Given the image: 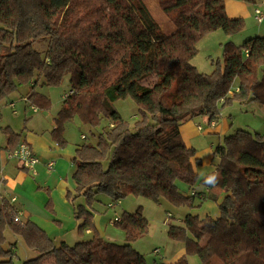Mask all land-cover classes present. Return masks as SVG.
<instances>
[{
	"label": "trees",
	"instance_id": "obj_1",
	"mask_svg": "<svg viewBox=\"0 0 264 264\" xmlns=\"http://www.w3.org/2000/svg\"><path fill=\"white\" fill-rule=\"evenodd\" d=\"M158 1L175 25L170 34L143 0H0V111L15 97L48 108L51 101L38 88L59 87L69 76L73 94L55 118V140L67 144L63 126L76 116L101 129L96 144L77 150L75 189L67 192L79 233L91 231L94 237L58 245L37 223L23 221L3 197L0 264H17V245L7 246L8 230L37 253L21 264H148L133 246L149 232L141 209L124 212L116 223L126 233L123 243L103 238L95 225L102 215L97 205L107 209L128 196L176 207L218 203L216 218L189 214L181 225L170 226L169 236L186 250L170 264H189L191 254L201 264H264V132L239 129L225 137L202 192L187 194L179 186L199 181L198 151L184 142V123L198 117L217 122L233 102L264 107V35L241 46L225 44L223 64L218 61L212 74H203L192 64L198 41L217 30L239 34L245 20L229 17L227 0ZM245 1L254 6L264 0ZM39 43L47 48L37 50ZM235 88L239 92L229 94ZM127 98L140 108L133 124L115 107ZM3 133L8 152L14 151L21 135L10 128ZM48 208L54 211L51 198Z\"/></svg>",
	"mask_w": 264,
	"mask_h": 264
},
{
	"label": "rangeland",
	"instance_id": "obj_2",
	"mask_svg": "<svg viewBox=\"0 0 264 264\" xmlns=\"http://www.w3.org/2000/svg\"><path fill=\"white\" fill-rule=\"evenodd\" d=\"M143 1L149 7L153 16L160 24L164 32L170 34L173 26L175 25L171 21V19L162 11L159 1ZM256 5L261 6L260 3ZM256 5H254L253 7H255ZM253 26L255 29H252L251 31H243L236 35L229 36L226 35L222 30H217L202 37L197 43L198 54L193 59L192 64L197 68L199 72L203 74H212L216 69V63L220 61V63L223 64L224 62L225 44L232 42L237 46H241L250 38L264 35V23L260 25V27H258L257 21H254ZM260 28H262L261 31ZM35 47L37 50L42 51L47 48V45L46 43H39ZM260 77L261 79L264 78V68L262 71H260ZM238 85L239 81H236L234 86L237 87ZM26 90H24V92ZM38 92L42 93L50 99L51 104L48 108H43L40 105L36 104L35 107L39 110V112L34 113L31 110V107L35 104L30 103L31 105H29L28 111L26 112L24 111V102H22L24 100H22L20 97H15V108L12 109L10 106L3 107V115L0 119V128L5 127L4 124L7 122L5 117L6 113H8L12 118L16 120V123L19 124L17 128L20 132L23 133H27L33 128H44L46 122L45 124H43L40 121L42 117L49 120V125L53 127V119L55 120V118L58 116L59 111L61 110L62 103L65 100L64 95H68L70 92L69 76L65 77L64 82L61 86L39 87ZM115 107L123 116V118L129 121L131 124H133L139 118L140 108L138 104L131 98L115 102ZM14 110L20 112L19 116L13 114ZM223 118H227L228 121L233 125L232 130L234 132L239 129L248 130L253 133L264 132V107L257 103L242 105L238 102H233L232 104H227L221 111L219 121ZM195 119L200 120L199 118ZM33 121L37 122V124ZM201 123H204L203 125L205 129L209 125L206 121ZM103 125H108V122H104ZM100 132V128L93 129V127L84 123L79 116H76L73 120L66 122L63 126L62 131L64 139L67 142L66 145H68V143L71 145H75L76 143L79 145L85 143L94 145L98 141ZM82 135L83 139H81ZM1 136H3L2 133ZM196 141H198V143L194 144L193 147H195L198 151V158L203 159V162L206 161L205 164H202L204 168L199 166L197 174L199 173L200 175H203L201 178H204L208 174H212L214 172L213 165L217 164L219 159L218 157H214L213 153L217 146L223 144L224 139H220L217 135H201L199 138H195L194 143ZM200 152H203L202 156L200 155ZM195 166H197V164ZM202 181L203 179L200 183L203 186L202 189L205 190L206 187L202 183ZM71 182L74 184L72 178ZM101 199L105 203L108 202L106 196H102ZM218 201H221V198H218ZM120 202L121 204H117L113 209L108 207L106 209L103 205H97V208L100 209L102 215L107 214L109 211H114L115 213H117V215H119L121 212L120 217L118 218H121L124 212L135 213L138 209L142 210L144 217L148 220L149 223V232L147 235L138 239L133 244V246L144 256L148 264H153L156 261L167 263L166 260L172 259L182 247L185 249V245L183 243L174 241L169 236V228L171 225H181L182 220L189 214L199 215L202 218L206 217L207 215H210L212 217L219 216L218 203L214 199L207 200L203 202L200 207L196 206L194 208L183 206L176 207L168 203L167 201H164L162 204H157L151 199L135 196H128ZM199 203L200 202L198 200L195 201V205H198ZM113 220H115V218L110 221V224L112 226L118 227V225L112 223ZM86 234H84V238H87V240L94 237L93 233L92 235ZM6 238L7 246H11L10 244L17 245V264H21L22 262L37 256V253L28 249L23 239L15 235L12 231H7ZM115 242L123 243L125 241ZM155 249H160L161 253L159 255H155ZM188 260L189 264H201V259L195 254H191L190 256H188Z\"/></svg>",
	"mask_w": 264,
	"mask_h": 264
},
{
	"label": "crops",
	"instance_id": "obj_3",
	"mask_svg": "<svg viewBox=\"0 0 264 264\" xmlns=\"http://www.w3.org/2000/svg\"><path fill=\"white\" fill-rule=\"evenodd\" d=\"M259 3L262 4L263 2L261 1ZM226 10L230 18H243L245 20L246 27L244 32L255 29L253 26L254 21H256L253 5L247 3L245 0H227ZM262 24H258V27ZM174 30L175 26H173L171 33ZM261 30L262 28H260ZM66 96L64 95V98ZM22 102H24V111L27 112L31 102H26L25 100ZM5 106L11 107V104L1 107V115H3V107ZM31 110L34 113L39 112H35L32 107ZM13 114L19 116L20 112L14 110ZM5 117L7 121L4 124L5 127L0 128V200L3 197L9 199L15 197L16 201L14 205L18 209L20 218L23 221L31 220L37 223L58 245L63 242L74 245L80 241L87 240L78 231V222L75 219L74 207L67 198V192L74 191L75 189V185L71 182L75 171L73 160L81 145L77 143L71 145L68 143V145L63 147L60 146L53 135V130L56 127L54 119L53 127L49 125V120L42 117L40 121L43 124L46 122L44 128H33L31 131L23 133L17 128L19 124L16 123L14 118L8 113H6ZM198 118L200 120H189L181 127L182 137L188 147H193L194 144H197L198 141L194 143V140L201 135H217L220 139H225V137L234 132L232 130L233 125L227 118L218 120L216 123H209L205 117ZM204 121L209 124L206 129L204 128V123H201ZM33 122L37 124V122ZM199 126L203 128L202 131L199 130ZM5 128H10L20 134L21 142L26 141L38 156L40 163L36 166V175L24 169L17 160L10 159L7 150L9 139L3 133ZM1 133L3 136H1ZM81 139H83V135ZM200 155L202 156L203 152H200ZM50 161L55 162V169L52 173H49L47 170V163ZM199 161L200 163L195 166L196 172H198L199 166L204 168L202 164L206 162H203L201 158H199ZM215 165H213V171H215ZM198 176H200L199 181L193 187L181 183L179 185L181 191L187 194L202 192L203 186L200 182L205 177L201 178L203 175L199 173ZM50 198L53 203V212L48 208ZM117 204H121V202L112 204L113 207L111 209L115 208ZM120 214L117 215L114 211H109L105 215H97L95 217L96 228L103 238H109L108 240L112 242L126 240V233L122 229L110 224V221L120 217ZM86 233V235H92L91 231H87ZM185 254L186 250L182 247L172 259L166 261L168 264L177 262Z\"/></svg>",
	"mask_w": 264,
	"mask_h": 264
},
{
	"label": "built area",
	"instance_id": "obj_4",
	"mask_svg": "<svg viewBox=\"0 0 264 264\" xmlns=\"http://www.w3.org/2000/svg\"><path fill=\"white\" fill-rule=\"evenodd\" d=\"M254 15H255V20L257 21L258 24L264 23V1L261 4V6L256 5L254 7ZM246 55H248V51H246ZM235 92H239V89L238 88L232 89L229 94L232 95ZM71 94H73L72 91L65 97V99ZM24 100L28 101L27 99H24ZM11 107L15 108V104L12 103ZM32 109L35 112L39 111L35 106H32ZM198 128L200 131L203 130L201 126H199ZM9 157L10 159L17 160L24 169L30 171L32 174L34 175L37 174L36 166L40 163V160L26 141L19 143L18 147L14 151L9 152ZM54 166H55L54 161H50L47 163V170L49 173H52L54 171L55 169ZM10 200L14 204V202L16 201V198L13 197ZM112 207L113 205L110 204V208ZM120 221H121V218L117 217L115 218V220L112 221V223L116 224V223H119ZM154 253L155 255H159L160 249H156Z\"/></svg>",
	"mask_w": 264,
	"mask_h": 264
}]
</instances>
